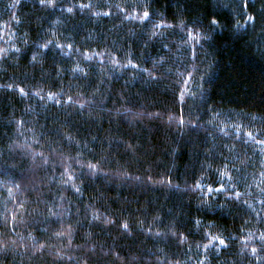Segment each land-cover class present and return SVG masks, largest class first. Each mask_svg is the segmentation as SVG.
Wrapping results in <instances>:
<instances>
[{"label": "trees", "instance_id": "trees-1", "mask_svg": "<svg viewBox=\"0 0 264 264\" xmlns=\"http://www.w3.org/2000/svg\"><path fill=\"white\" fill-rule=\"evenodd\" d=\"M0 264H264V0H0Z\"/></svg>", "mask_w": 264, "mask_h": 264}, {"label": "snow or ice", "instance_id": "snow-or-ice-1", "mask_svg": "<svg viewBox=\"0 0 264 264\" xmlns=\"http://www.w3.org/2000/svg\"><path fill=\"white\" fill-rule=\"evenodd\" d=\"M144 16L147 17V16H148V13L145 12V13H144ZM133 67H135V65H133ZM93 167H94V166H93ZM69 179H71V177H69ZM209 191H212V190L210 189ZM217 191H219V189H217ZM220 243L223 244V243H224L223 240H221Z\"/></svg>", "mask_w": 264, "mask_h": 264}]
</instances>
